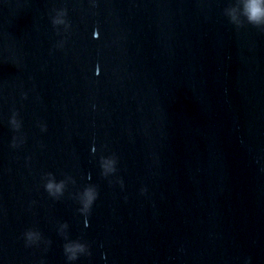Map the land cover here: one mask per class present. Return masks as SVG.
<instances>
[{
  "label": "water",
  "instance_id": "water-1",
  "mask_svg": "<svg viewBox=\"0 0 264 264\" xmlns=\"http://www.w3.org/2000/svg\"><path fill=\"white\" fill-rule=\"evenodd\" d=\"M0 264H264V0H0Z\"/></svg>",
  "mask_w": 264,
  "mask_h": 264
}]
</instances>
